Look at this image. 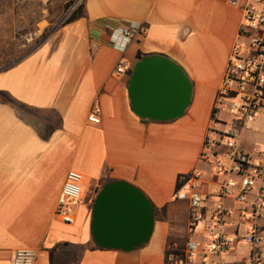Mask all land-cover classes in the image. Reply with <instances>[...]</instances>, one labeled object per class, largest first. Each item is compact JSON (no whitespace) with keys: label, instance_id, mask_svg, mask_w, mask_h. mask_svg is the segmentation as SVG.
Here are the masks:
<instances>
[{"label":"crops","instance_id":"crops-1","mask_svg":"<svg viewBox=\"0 0 264 264\" xmlns=\"http://www.w3.org/2000/svg\"><path fill=\"white\" fill-rule=\"evenodd\" d=\"M77 2L83 16L52 29L18 62L5 68L6 55L0 52V264H11L17 249L35 251L34 264H164L167 250L181 251L187 240L188 203L173 197L181 176L202 172L207 204L211 208L217 202L221 178L201 153L231 50L237 42L248 44L239 35L246 0ZM115 22L141 24L146 34L120 52L105 43ZM91 42L98 44L94 50ZM152 55L179 66L192 86L189 107L172 121L144 122L129 109V76L141 57ZM121 59L131 70L116 77ZM93 107L100 109L99 124L88 122ZM237 144L261 159L264 117L251 131H240ZM71 170L83 181L74 223L66 225L55 207ZM115 180L137 187L155 210L149 242L132 252L100 249L89 231L101 182ZM253 198L254 193L248 202ZM222 203L231 214L221 231L244 235L248 224L239 219L242 206L232 198ZM259 226L264 242V216ZM243 243L241 254L235 247L224 256L227 264H243L250 252Z\"/></svg>","mask_w":264,"mask_h":264},{"label":"built area","instance_id":"built-area-1","mask_svg":"<svg viewBox=\"0 0 264 264\" xmlns=\"http://www.w3.org/2000/svg\"><path fill=\"white\" fill-rule=\"evenodd\" d=\"M107 25L105 23L103 27ZM145 34L146 29L141 24L115 22L108 26L105 43L125 52L132 42ZM239 35L248 44L237 42L231 50L215 98L213 127L204 140L201 153V160L211 167L212 174L221 178L215 192L217 202L211 208L208 206L202 172L193 170L181 176L173 197L188 203L187 240L181 251L171 247L167 250L164 264H176L179 255H182V264H227L224 256L240 241L250 249L243 264H264V242L259 226V220L264 216V152L261 159L254 160L237 144L238 133L251 131L256 120L264 117V0H246ZM97 45L91 42V50ZM130 70V64L121 59L114 68V75L124 77ZM220 113L225 117L220 118ZM87 119L92 124H99L100 109L93 107ZM82 181L79 172L69 171L57 197L55 214L66 225L74 223V206L81 199ZM252 193L254 198L249 203L248 196ZM225 198H232L242 206L238 216L248 224L244 235L221 231L231 214L222 203ZM201 225L203 229L199 230ZM196 235L201 238L196 239ZM35 260V251L17 249L11 264H34Z\"/></svg>","mask_w":264,"mask_h":264},{"label":"water","instance_id":"water-1","mask_svg":"<svg viewBox=\"0 0 264 264\" xmlns=\"http://www.w3.org/2000/svg\"><path fill=\"white\" fill-rule=\"evenodd\" d=\"M191 96L192 86L183 70L159 55L141 57L129 76V109L141 120L180 118ZM154 218V206L137 187L121 180L109 181L96 193L89 231L96 247L127 253L149 242Z\"/></svg>","mask_w":264,"mask_h":264},{"label":"rangeland","instance_id":"rangeland-1","mask_svg":"<svg viewBox=\"0 0 264 264\" xmlns=\"http://www.w3.org/2000/svg\"><path fill=\"white\" fill-rule=\"evenodd\" d=\"M78 3L77 0L64 4L57 0H0V52L6 55L5 68L24 58L52 29L62 25ZM66 4H70L67 10ZM42 21L47 22L44 29L39 26ZM225 107L228 108V100ZM245 247L239 242L236 249L241 254ZM175 262L182 264V255Z\"/></svg>","mask_w":264,"mask_h":264},{"label":"trees","instance_id":"trees-1","mask_svg":"<svg viewBox=\"0 0 264 264\" xmlns=\"http://www.w3.org/2000/svg\"><path fill=\"white\" fill-rule=\"evenodd\" d=\"M71 4V3H70ZM70 4H66L65 5V9L67 10L70 6ZM83 16V10H82V5L80 4L75 10H73V12L70 14V16L65 20V22L62 25H66L68 23H71L77 19H79L80 17ZM41 43V41L32 49L34 50L39 44ZM29 54V53H28ZM27 54V55H28ZM144 122H147V120H142ZM109 181H102L101 182V187L106 184ZM100 190V189H99ZM98 192V191H97Z\"/></svg>","mask_w":264,"mask_h":264}]
</instances>
